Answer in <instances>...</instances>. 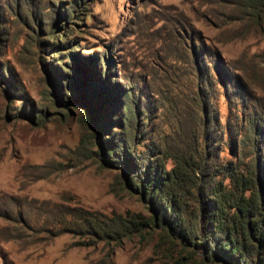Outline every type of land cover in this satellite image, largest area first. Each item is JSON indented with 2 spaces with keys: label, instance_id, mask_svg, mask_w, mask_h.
Here are the masks:
<instances>
[{
  "label": "rangeland",
  "instance_id": "obj_1",
  "mask_svg": "<svg viewBox=\"0 0 264 264\" xmlns=\"http://www.w3.org/2000/svg\"><path fill=\"white\" fill-rule=\"evenodd\" d=\"M240 2L0 0V264H172L156 254V237L75 234L49 211L147 215L86 144L90 121H104L98 137L111 130L121 137L119 119L125 129L140 128L146 145L158 147L163 135L177 140L199 119L200 76L211 151L230 159L239 131L248 135L242 150L250 156L254 126L263 133L264 168V61L254 58L264 37H243Z\"/></svg>",
  "mask_w": 264,
  "mask_h": 264
},
{
  "label": "trees",
  "instance_id": "obj_2",
  "mask_svg": "<svg viewBox=\"0 0 264 264\" xmlns=\"http://www.w3.org/2000/svg\"><path fill=\"white\" fill-rule=\"evenodd\" d=\"M238 7L236 22H244L247 28L241 32L243 37L252 33L264 37V0H241ZM71 8L73 16L78 15L75 6ZM255 57L264 61V49ZM201 77L199 119L195 116L181 129L177 140L163 135L157 137L158 147L146 145L138 139L140 128L132 131L128 125L125 129L119 119L113 123L120 126L121 137L112 136V130L98 137L104 121L90 119L94 131L86 144L100 157L102 167L117 170L118 184L136 194L148 214H106L80 206H59L49 213L63 230L115 242L156 237V254L172 264H264V168L259 163L258 141L263 133L254 126L247 130L256 135L249 156L242 150L248 135L237 131L234 134L239 139L233 140L237 150L230 159L219 160L217 147L210 149L216 144L209 145V110ZM131 108H125L128 122L133 117ZM35 116L39 117L37 112L29 115L30 120ZM143 120L152 132L155 126L150 127V118ZM106 122L111 124L108 117ZM111 191L116 192V175Z\"/></svg>",
  "mask_w": 264,
  "mask_h": 264
}]
</instances>
